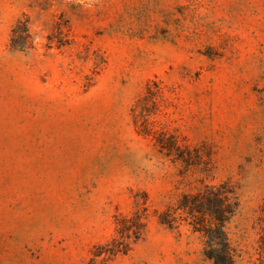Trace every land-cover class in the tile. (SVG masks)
<instances>
[{
  "label": "rangeland",
  "instance_id": "obj_1",
  "mask_svg": "<svg viewBox=\"0 0 264 264\" xmlns=\"http://www.w3.org/2000/svg\"><path fill=\"white\" fill-rule=\"evenodd\" d=\"M145 122L234 187L228 235L236 264H254L264 0H0V264H213L198 233L158 222L198 181ZM143 198L141 238L94 258Z\"/></svg>",
  "mask_w": 264,
  "mask_h": 264
},
{
  "label": "trees",
  "instance_id": "obj_2",
  "mask_svg": "<svg viewBox=\"0 0 264 264\" xmlns=\"http://www.w3.org/2000/svg\"><path fill=\"white\" fill-rule=\"evenodd\" d=\"M141 131L151 134L159 151L180 165L178 175L181 180L193 178L198 181L197 185L178 192L160 212H156L158 222L169 229L187 226L198 233L203 241V255L213 264H236L237 254L227 231V225L239 208L234 187L229 181L217 184L205 181L210 159L202 155L199 147L178 144L174 137L149 128L146 122ZM148 216L146 199L135 200L129 214L115 216L114 234L104 244L95 247L94 258L126 253L144 233ZM257 225L259 231L254 264H264V201L258 208Z\"/></svg>",
  "mask_w": 264,
  "mask_h": 264
}]
</instances>
